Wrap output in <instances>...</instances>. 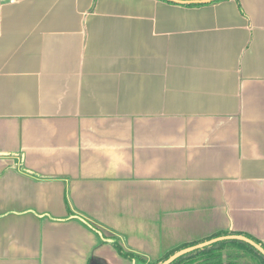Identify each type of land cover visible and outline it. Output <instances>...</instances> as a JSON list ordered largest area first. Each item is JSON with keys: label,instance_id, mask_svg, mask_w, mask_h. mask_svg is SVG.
<instances>
[{"label": "crops", "instance_id": "1", "mask_svg": "<svg viewBox=\"0 0 264 264\" xmlns=\"http://www.w3.org/2000/svg\"><path fill=\"white\" fill-rule=\"evenodd\" d=\"M218 232L264 245V0L0 2V264Z\"/></svg>", "mask_w": 264, "mask_h": 264}, {"label": "trees", "instance_id": "2", "mask_svg": "<svg viewBox=\"0 0 264 264\" xmlns=\"http://www.w3.org/2000/svg\"><path fill=\"white\" fill-rule=\"evenodd\" d=\"M158 1H162V0H158ZM222 1H227V0H214L213 2L205 5L216 4ZM235 1L238 3V0ZM162 2H165L170 5H176L166 1H162ZM205 5L191 4V5H184L183 7L193 8V7H200ZM84 223L95 232L97 233L101 232L97 227L90 224L89 222L84 221ZM228 235L245 236L253 240L255 243L259 244L264 249V245L257 239L245 233H231V232H218L205 240L184 244L179 248L166 253L164 256H162L160 259H158L155 262H147L145 258L137 254H134L132 252L125 251L117 243L116 240L114 241V247L117 250L118 254L125 259L139 261L142 264H160L163 261H165L167 258H169L171 255H173L175 252L181 249L208 241L213 238L228 236ZM171 264H264V256L249 244L237 240H225L189 252L177 258Z\"/></svg>", "mask_w": 264, "mask_h": 264}, {"label": "water", "instance_id": "3", "mask_svg": "<svg viewBox=\"0 0 264 264\" xmlns=\"http://www.w3.org/2000/svg\"><path fill=\"white\" fill-rule=\"evenodd\" d=\"M162 1H166V2H170L176 5H180V6H184V5H191V4H198V5H205L208 3L213 2L214 0H162ZM225 240H237V241H241L244 242L246 244H249L250 246H252L253 248H255L259 253H261L264 256V249L257 243H255L253 240L242 236V235H228V236H222V237H217V238H213L210 239L208 241L181 249L177 252H175L173 255H171L169 258H167L165 261H163L160 264H171L174 260H176L177 258L192 252L194 250L197 249H201L204 248L206 246H209L211 244L220 242V241H225Z\"/></svg>", "mask_w": 264, "mask_h": 264}, {"label": "built area", "instance_id": "4", "mask_svg": "<svg viewBox=\"0 0 264 264\" xmlns=\"http://www.w3.org/2000/svg\"><path fill=\"white\" fill-rule=\"evenodd\" d=\"M5 1H7V0H0V2H5ZM9 1H14V0H9Z\"/></svg>", "mask_w": 264, "mask_h": 264}]
</instances>
